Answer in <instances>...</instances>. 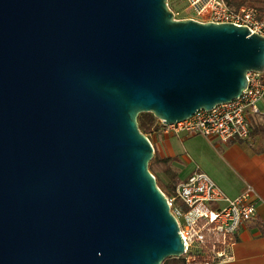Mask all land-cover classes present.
Here are the masks:
<instances>
[{"label": "water", "instance_id": "water-1", "mask_svg": "<svg viewBox=\"0 0 264 264\" xmlns=\"http://www.w3.org/2000/svg\"><path fill=\"white\" fill-rule=\"evenodd\" d=\"M264 71L246 25L167 0H0V264H162L184 237L138 123L237 98Z\"/></svg>", "mask_w": 264, "mask_h": 264}, {"label": "built area", "instance_id": "built-area-1", "mask_svg": "<svg viewBox=\"0 0 264 264\" xmlns=\"http://www.w3.org/2000/svg\"><path fill=\"white\" fill-rule=\"evenodd\" d=\"M183 8L174 11L175 19L200 22H232L246 25L252 33L264 36V19L250 5L233 8L226 0H181ZM172 10V9H171ZM248 84L235 99L213 108L199 109L187 119L165 124L164 133L202 135L208 139L247 140L252 132V117L262 113L264 71L247 73ZM150 139V138H149ZM171 213L184 241L186 264H218L234 259V247L241 226L256 218L258 195L247 184L243 192L230 196L207 172L197 169L166 196Z\"/></svg>", "mask_w": 264, "mask_h": 264}, {"label": "crops", "instance_id": "crops-1", "mask_svg": "<svg viewBox=\"0 0 264 264\" xmlns=\"http://www.w3.org/2000/svg\"><path fill=\"white\" fill-rule=\"evenodd\" d=\"M261 109L262 113L253 117L254 124L264 123V97ZM208 140L214 143L215 160L201 161L194 169L210 174L230 196L239 195L247 184L252 185L258 195L256 218L241 226L237 233L234 259L218 264H264V130L252 126L247 140ZM152 143L156 147L154 140Z\"/></svg>", "mask_w": 264, "mask_h": 264}, {"label": "rangeland", "instance_id": "rangeland-1", "mask_svg": "<svg viewBox=\"0 0 264 264\" xmlns=\"http://www.w3.org/2000/svg\"><path fill=\"white\" fill-rule=\"evenodd\" d=\"M172 11H178L183 8L184 3L181 0H167ZM160 120L156 117L155 123ZM253 123V117L251 119ZM151 142L156 145L154 155L149 162V169L156 177L158 187L166 196H171V188L175 182H181L186 176L191 174L203 163L215 160L213 142L211 143L202 135H187L185 133L172 134L164 133L159 128L153 127L146 134ZM174 156L176 159L168 163L156 160L157 157ZM186 157L189 160H186ZM194 170V171H193Z\"/></svg>", "mask_w": 264, "mask_h": 264}, {"label": "trees", "instance_id": "trees-1", "mask_svg": "<svg viewBox=\"0 0 264 264\" xmlns=\"http://www.w3.org/2000/svg\"><path fill=\"white\" fill-rule=\"evenodd\" d=\"M229 6L233 8H239L243 5H250L255 7L258 12H259V17L261 19H264V0H226ZM156 116L152 112H143L140 113L138 116V123H139V128L140 130L144 133L147 134L150 129L153 127L159 128L160 127V122L155 123ZM252 126L256 129H263L264 130V123L259 124V123H252ZM156 160L168 163L170 161L175 160L174 157L171 156H165V157H157ZM178 182H175V184L171 188V194L173 195L175 193V188ZM162 264H186L184 256H179V257H168L167 259L164 260Z\"/></svg>", "mask_w": 264, "mask_h": 264}]
</instances>
